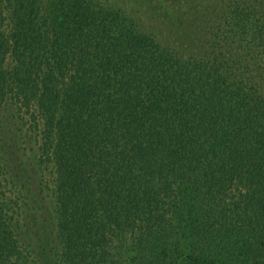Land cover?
Here are the masks:
<instances>
[{
	"label": "trees",
	"instance_id": "16d2710c",
	"mask_svg": "<svg viewBox=\"0 0 264 264\" xmlns=\"http://www.w3.org/2000/svg\"><path fill=\"white\" fill-rule=\"evenodd\" d=\"M198 2L0 0V264H264V0Z\"/></svg>",
	"mask_w": 264,
	"mask_h": 264
},
{
	"label": "rangeland",
	"instance_id": "374dc122",
	"mask_svg": "<svg viewBox=\"0 0 264 264\" xmlns=\"http://www.w3.org/2000/svg\"><path fill=\"white\" fill-rule=\"evenodd\" d=\"M103 5L129 15L144 30L154 34L160 42L176 43L179 25L174 20L175 13L189 15L193 10L185 6L188 0H177L176 8L170 6V0H97ZM198 1V0H197ZM210 0H199L194 10L204 11ZM179 7V8H178ZM183 40V39H182Z\"/></svg>",
	"mask_w": 264,
	"mask_h": 264
}]
</instances>
